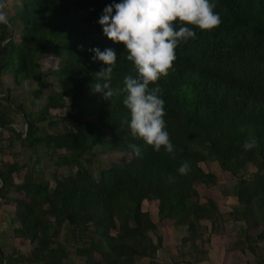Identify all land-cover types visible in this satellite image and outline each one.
Listing matches in <instances>:
<instances>
[{
    "label": "trees",
    "instance_id": "1",
    "mask_svg": "<svg viewBox=\"0 0 264 264\" xmlns=\"http://www.w3.org/2000/svg\"><path fill=\"white\" fill-rule=\"evenodd\" d=\"M17 1L16 12L8 16L10 26L0 25V41H11L0 47V72L11 73L16 84L36 82L38 99L45 103L35 118L22 103H14V89H3L0 80V128L31 151L28 162L21 163L17 153L0 162V197L16 191L18 233L34 244L32 261L138 264L136 258L145 257V264H162L157 251L163 238L153 239L150 233L163 223L187 231L180 244L186 249L172 264L204 260L207 227L202 221H209L211 230L223 221L215 201H201L197 190L200 184L215 183V174L200 165L211 160L236 180L234 217L241 216L249 228L261 224L258 237H264V0H211L221 24L212 30L186 25L196 38L179 44L168 75L149 85L159 87L165 101L174 157L163 147L154 151L121 124L130 112L123 104L126 94L115 90L123 88L125 76L137 72L124 44L108 39L98 23L105 6L121 0ZM16 29L17 38L12 34ZM92 48L116 53L110 100L92 89L96 73L107 67L92 60ZM44 56L59 59L49 69L58 89L47 90L43 81L39 61ZM16 112L27 120L26 132L11 125ZM245 140L256 146L245 151ZM130 144L139 146V156ZM2 147L0 143L1 153ZM97 148L127 153L128 159L111 162L95 176L91 165ZM184 161L190 171L181 175L177 169ZM25 168L22 182L14 183L13 175ZM47 168H53V185ZM144 203H155L157 223Z\"/></svg>",
    "mask_w": 264,
    "mask_h": 264
},
{
    "label": "clouds",
    "instance_id": "2",
    "mask_svg": "<svg viewBox=\"0 0 264 264\" xmlns=\"http://www.w3.org/2000/svg\"><path fill=\"white\" fill-rule=\"evenodd\" d=\"M7 7V0H0V25L10 26ZM215 8L216 4L211 0H121L105 6L98 20L108 39L124 44L127 60L134 64L137 72L136 77L125 76L123 88L115 90L126 94L123 104L130 112V119H122L121 124L128 127L132 137L142 139L156 152L163 147L174 157L177 149L166 130L165 101L161 98V90L149 85L168 75L176 59L177 46L196 38V32L186 25L212 30L221 24ZM10 42L9 39L0 41V47ZM89 51L94 53L92 60L107 65L96 73L92 89L102 93L105 100H110L114 90L109 81L117 60L116 53L111 48L103 51L92 48ZM255 146L252 140H245L243 144L245 151ZM129 147L135 155H140L139 146L130 144ZM177 171L186 175L190 171V163L182 162Z\"/></svg>",
    "mask_w": 264,
    "mask_h": 264
},
{
    "label": "crops",
    "instance_id": "3",
    "mask_svg": "<svg viewBox=\"0 0 264 264\" xmlns=\"http://www.w3.org/2000/svg\"><path fill=\"white\" fill-rule=\"evenodd\" d=\"M15 121L16 124L13 125L12 123V126L20 133L25 132L24 128L22 130L18 126L20 122L24 124V121L16 117ZM2 131L5 130L0 131V143L3 146V153L0 152V162L11 161L13 154L17 151L22 154L20 162L23 161V158H29L27 156H30L31 151L26 147H20L15 134L8 131L1 134ZM8 143L12 144L11 147L6 146ZM25 171L26 168L22 174L13 175L14 183L22 182ZM215 176L213 185L207 187L200 184L205 190L203 197L199 192L200 190H197L201 201H205L207 197L215 201L223 221L217 224L218 227L215 230H211L209 221H202L207 227V231L203 235V238L207 239L204 245L207 256L196 264H264V237H258L263 231V226L260 224L249 228L248 223L241 216L234 217L233 211L238 207V201L234 195L236 180L235 178L219 179L216 174ZM17 196L16 191L10 189L7 197H0V264H40L32 261L29 256L34 244H31L26 237L18 233L20 225L14 213V198ZM154 215H156V219L152 215L151 218L157 223L156 207L154 208ZM157 226L159 228L157 235L163 238L162 248L157 251V257L162 264H172L171 259H177V256L174 257L171 254L168 257L167 253L175 251L181 244V238L187 235L186 227L168 223ZM74 259L73 254L69 255L70 262L75 261Z\"/></svg>",
    "mask_w": 264,
    "mask_h": 264
},
{
    "label": "rangeland",
    "instance_id": "4",
    "mask_svg": "<svg viewBox=\"0 0 264 264\" xmlns=\"http://www.w3.org/2000/svg\"><path fill=\"white\" fill-rule=\"evenodd\" d=\"M7 12H8V16H11L12 14H14V12H16L17 7H18V1L17 0H7ZM17 31H13L12 34H14V36L17 38L18 37V29H16ZM40 67L42 70V76H43V81L46 82V84H48L50 87L47 89L49 90L51 89H58V84H57V80L54 76H52L49 73V69H53L56 68L59 65V59L57 57H53V56H44L40 61ZM0 80L2 83V88H6L7 86L12 87L14 90L11 93V98L14 101V103L16 105L22 103L26 112L33 114L35 116V118H39V111L41 108H43V105L45 103L44 99H38V94L40 93L38 86L36 84V82L34 81H29V80H24L21 81L20 84H16L14 81V77L11 73L8 72H0ZM22 101V102H21ZM15 106V105H14ZM67 110V109H66ZM65 109H63L60 113H54L55 111H51V113H54L53 116H59V114H63L65 111ZM16 118L17 119H21V121H24V124L22 122L19 123V128H24V130L26 129V124H25V118L19 113L16 112ZM16 124L13 123V125ZM46 122H40V125H45ZM12 125V124H11ZM2 130V129H1ZM0 130V131H1ZM23 130V129H22ZM57 129L51 130V131H56ZM5 131H2L1 134H4ZM18 142V141H17ZM19 143V142H18ZM18 154V156L22 157V154L20 151L16 152ZM31 154V152H30ZM88 155H86L85 157H87ZM30 158V156H27ZM29 158L27 159H22L23 161L21 163H25L28 162ZM12 159V158H11ZM128 159V154L124 153V152H120V151H116V150H106V151H101L100 148H97L95 150V157L94 160L92 162L91 165V171L93 172V174L96 176L98 175L99 171L103 168H106L111 162H124ZM201 167L206 171V172H213L214 174L217 175V177L219 179H225V178H233L231 176L230 173H228L227 171H222L220 169V167L218 166V163L216 161H207L204 163L200 164ZM248 169L250 171H253L255 168L253 166H249ZM53 170V168H47L46 170V176L47 178H50V171ZM67 171H70L71 169H66ZM51 182L52 179L50 178ZM53 185V182H52ZM197 189H199L201 196L203 197L205 194V190L203 189V187L200 185L197 187ZM156 206L153 204L151 205H147L146 203L143 204V208L145 210H148L152 217H154V219H156V215H154V208ZM159 233V228L157 226V229L155 232H151L150 235L152 236L153 239H155V237L157 236V234ZM179 247V249H178ZM177 249L173 252H168L167 256L170 257L171 254L176 257L180 251L185 250L186 248L180 247V244L178 245ZM175 254V255H174ZM167 257V258H168ZM169 259V258H168ZM168 259H166L168 261ZM137 263L138 264H145L147 262V258L145 257H138L136 258Z\"/></svg>",
    "mask_w": 264,
    "mask_h": 264
},
{
    "label": "water",
    "instance_id": "5",
    "mask_svg": "<svg viewBox=\"0 0 264 264\" xmlns=\"http://www.w3.org/2000/svg\"><path fill=\"white\" fill-rule=\"evenodd\" d=\"M25 124L27 125V120L25 119ZM2 128H0V130H1ZM25 132H26V129H25ZM25 134V133H24ZM2 187V183H1V181H0V188Z\"/></svg>",
    "mask_w": 264,
    "mask_h": 264
}]
</instances>
